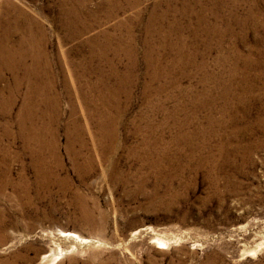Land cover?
<instances>
[{
    "label": "rangeland",
    "instance_id": "obj_1",
    "mask_svg": "<svg viewBox=\"0 0 264 264\" xmlns=\"http://www.w3.org/2000/svg\"><path fill=\"white\" fill-rule=\"evenodd\" d=\"M0 264H264V0H0Z\"/></svg>",
    "mask_w": 264,
    "mask_h": 264
},
{
    "label": "bare ground",
    "instance_id": "obj_2",
    "mask_svg": "<svg viewBox=\"0 0 264 264\" xmlns=\"http://www.w3.org/2000/svg\"><path fill=\"white\" fill-rule=\"evenodd\" d=\"M35 47V46H34ZM36 47H38V48H36ZM36 50L37 49H39V48H41V44H39V43H36ZM42 50V49H41ZM40 50V51H41ZM102 51L103 52H105L106 51V49H104V48H102ZM27 52V51H26ZM25 52V53H26ZM24 53V52H23ZM31 53V52H30ZM39 50H37L35 53L33 52V54H34V56H32L33 58H34V65H32L30 68H28L27 69V71L26 72H28V74H29V76L30 77H38L39 75H41V74H43L44 76H46V73H47V71H50V67L46 64V62L44 63V60L46 59V57L48 58V54L46 53V51H45V49H44V51L43 52H40L39 54ZM23 55V54H22ZM95 55H99V53L98 52H96L94 49H93V51L91 52L90 51V54H89V57L88 58H86V60H84V61H91L92 60V58L95 56ZM17 56V55H16ZM104 56H105V53L103 54H101L100 55V57L101 58H104ZM21 57V56H20ZM83 57H85V55L83 56ZM13 58V57H12ZM17 58V57H16ZM26 58V57H25ZM15 59V58H14ZM22 60H24V58L22 59ZM49 61V60H48ZM47 61V62H48ZM89 62H87V63H89ZM52 67L54 66V63L53 64H51L50 62H48ZM14 66V65H13ZM87 66H88V64H87ZM87 66H82L81 67V69H82V72L81 73H77L76 74V72H75V74L76 75H78V74H82V75H84L86 72H87V70H88V67ZM22 67V66H21ZM20 67V68H21ZM29 67V66H28ZM75 67V66H74ZM14 71H17L18 70V67L17 68H12ZM54 69V68H53ZM76 69V68H75ZM71 71V70H70ZM76 71V70H75ZM49 73V72H48ZM61 73H63V68H62V71H61ZM23 74H25V73H23ZM63 76V75H62ZM41 77V76H40ZM47 77V76H46ZM49 77V81H51V83L53 84V82H56L55 81V79H56V77H58V74H57V72H56V70L50 75V76H48ZM37 79V78H36ZM48 79V78H47ZM25 80V79H24ZM30 80V79H29ZM32 80V79H31ZM57 80V79H56ZM19 82V81H18ZM26 82V81H25ZM37 82V81H36ZM17 83V82H16ZM38 83V82H37ZM31 84V83H30ZM88 84V83H87ZM100 81L99 82H97L95 85H89L90 86V89L91 90H93L95 93H97V94H95L94 93V95H97V96H100L101 95V92H102V87H100ZM102 84V83H101ZM36 85H38V84H36ZM47 85H48V83H47ZM39 86V85H38ZM56 86V85H55ZM54 86V87H55ZM33 87V86H32ZM44 87H45V84H44ZM53 87V88H54ZM51 88V87H50ZM89 88V87H88ZM30 89V88H29ZM46 89V88H45ZM38 90V89H37ZM43 90V89H42ZM85 90V89H84ZM119 90V89H118ZM35 91V90H34ZM46 91V90H45ZM92 91V92H93ZM120 91V90H119ZM59 92V91H58ZM58 92H56V93H58ZM91 92V91H90ZM45 93V92H44ZM34 94H35V96H32V98L33 97H36V94H37V91H35L34 92ZM39 94V93H38ZM60 93H58L57 95H55V96H53L52 97V99H54V101H53V103L52 104H54L55 106L56 105H58V102L60 101V95H59ZM114 94H115V92H114ZM32 95V94H31ZM50 95H51V93H50ZM40 96V95H39ZM49 96V95H48ZM83 96V98H87V94L85 95V94H83L82 95ZM43 97V96H42ZM50 98V97H49ZM90 99H91V97H90ZM95 99V98H94ZM85 100V99H84ZM84 100H83V102H84ZM89 100V99H88ZM47 101H49V100H47ZM43 102V101H42ZM46 102V101H45ZM52 102V101H51ZM29 103V102H28ZM31 103V102H30ZM29 103V104H30ZM43 105V104H42ZM50 106V105H49ZM48 106V107H49ZM99 106V105H98ZM27 107L29 108L30 106L29 105H27ZM26 107V108H27ZM43 107V106H42ZM59 107V106H58ZM26 109V110H29V109ZM53 108V107H52ZM89 108V107H88ZM22 109V108H21ZM56 109V108H55ZM45 110V109H44ZM49 111V110H48ZM29 112V111H28ZM55 115V114H54ZM100 115V114H99ZM101 116V115H100ZM31 127H34V126H31ZM35 128V127H34ZM36 129V128H35ZM31 132V131H30ZM30 137H32V134H30L29 135ZM82 241V240H81ZM84 241V240H83ZM86 241V240H85Z\"/></svg>",
    "mask_w": 264,
    "mask_h": 264
}]
</instances>
